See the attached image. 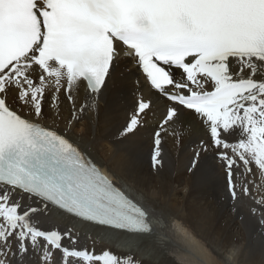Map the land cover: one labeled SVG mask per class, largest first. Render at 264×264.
Returning <instances> with one entry per match:
<instances>
[{"label":"snow or ice","instance_id":"snow-or-ice-1","mask_svg":"<svg viewBox=\"0 0 264 264\" xmlns=\"http://www.w3.org/2000/svg\"><path fill=\"white\" fill-rule=\"evenodd\" d=\"M125 59L166 101L152 137L156 174L169 129L199 123L208 142L189 170L214 149L229 195L264 228V183L249 179L264 180V0H0V264H143L95 238L153 244L186 231L162 210L159 188L125 190L82 144L79 126ZM149 113L154 101L139 99L117 135H138Z\"/></svg>","mask_w":264,"mask_h":264},{"label":"bare ground","instance_id":"bare-ground-1","mask_svg":"<svg viewBox=\"0 0 264 264\" xmlns=\"http://www.w3.org/2000/svg\"><path fill=\"white\" fill-rule=\"evenodd\" d=\"M77 95L78 103L82 102L83 90ZM141 98L154 101L155 115L149 113L138 135L123 139L117 130L128 121ZM165 103L150 89L134 63L125 59L78 131L82 129L84 133L82 144L90 146L92 155L122 188L143 184L159 188L163 193L162 210L186 231L171 234L163 241L151 238L156 241L153 244L123 233L102 234L95 238L96 246L131 253L143 264H181L174 257L186 264H228L224 257L235 247L239 254L229 257L231 264H264V228L258 223L259 216L251 215L249 207H242L229 195L227 170L216 151H200L195 170H189L201 141L208 142L199 123L186 124L183 132L175 134L170 128L163 137L164 168L159 174L152 169L153 130ZM69 108L61 98L57 111L68 117ZM249 179L258 185L264 183L258 173ZM253 194L258 198L262 193L253 188ZM247 203L254 206L251 201ZM49 215L61 217L55 208ZM67 223L64 218L46 226L62 228Z\"/></svg>","mask_w":264,"mask_h":264},{"label":"rangeland","instance_id":"rangeland-1","mask_svg":"<svg viewBox=\"0 0 264 264\" xmlns=\"http://www.w3.org/2000/svg\"><path fill=\"white\" fill-rule=\"evenodd\" d=\"M56 106V105H55ZM54 106V107H55ZM135 241V240H134ZM175 258V260L176 261H179L181 264H186L187 262H185L184 260H181V259H179L178 257H174ZM200 264H202V262L201 261H198Z\"/></svg>","mask_w":264,"mask_h":264}]
</instances>
